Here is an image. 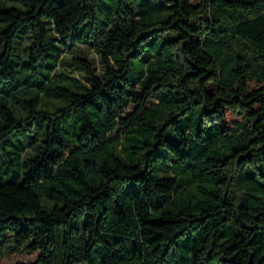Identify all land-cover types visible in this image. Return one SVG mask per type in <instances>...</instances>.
I'll use <instances>...</instances> for the list:
<instances>
[{
  "label": "trees",
  "instance_id": "1",
  "mask_svg": "<svg viewBox=\"0 0 264 264\" xmlns=\"http://www.w3.org/2000/svg\"><path fill=\"white\" fill-rule=\"evenodd\" d=\"M0 49V263L264 264V0H0Z\"/></svg>",
  "mask_w": 264,
  "mask_h": 264
},
{
  "label": "rangeland",
  "instance_id": "2",
  "mask_svg": "<svg viewBox=\"0 0 264 264\" xmlns=\"http://www.w3.org/2000/svg\"><path fill=\"white\" fill-rule=\"evenodd\" d=\"M1 52H2V49H0V53ZM77 56L90 60L91 62L95 64L97 70L100 71L101 64H100L97 54L93 50L87 47H81L77 53ZM67 70H69L70 74L73 76H76V77L82 76L81 72L76 70L74 67H67ZM259 87L260 85L255 82L250 83V91L255 90ZM207 89L209 92H214L217 89V86L213 84H209L207 86ZM135 108H136L135 105H130L127 108L123 117L130 115L135 110ZM230 118L234 119L232 114L230 115ZM122 133H123V130H118L114 133V136H121ZM36 151H37V148L35 144L31 148L28 149V155H32L36 153ZM38 254H39L38 252L36 253L23 252V253L6 254L0 264H16L19 262H33L38 257Z\"/></svg>",
  "mask_w": 264,
  "mask_h": 264
}]
</instances>
